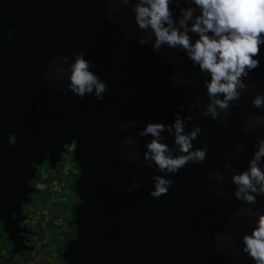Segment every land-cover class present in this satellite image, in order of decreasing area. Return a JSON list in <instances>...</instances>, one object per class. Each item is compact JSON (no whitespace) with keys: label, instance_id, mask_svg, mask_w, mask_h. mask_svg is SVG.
<instances>
[{"label":"water","instance_id":"1","mask_svg":"<svg viewBox=\"0 0 264 264\" xmlns=\"http://www.w3.org/2000/svg\"><path fill=\"white\" fill-rule=\"evenodd\" d=\"M105 4L106 0L0 3V166L6 168L0 172V213L8 218L20 214L21 205L30 203L29 196L35 193L29 185L38 168L49 164L54 169L67 155L66 148L75 145L77 237L62 254L64 264H251L246 258L231 261L216 251L213 234L223 230L240 202L232 195L230 177L220 185L226 193L220 198L215 190L209 192L211 182L205 173L223 168L236 140L245 151L233 164L247 167L255 135L245 136L242 122L264 113L253 109L245 95L223 132L210 118H194L192 123L203 129L194 144L210 145L206 160L189 163L174 175L167 195L151 197L152 170L130 163L121 141L132 135L140 141L142 153L150 137L136 133L145 122L156 118L172 123L180 97L185 96L186 108L193 97L183 88L169 87L177 69L150 46L124 42L119 22H109ZM81 51L96 62V71L109 84L102 102L65 94L63 89L53 91L44 79L57 53L74 56ZM182 69L185 76L193 71L186 57ZM250 80L257 90H264V61ZM197 94L206 99L202 86ZM124 121H135L136 127L118 131ZM11 136L14 146L9 143ZM167 142L171 144L172 137ZM134 175L141 178V186L129 192ZM0 221L6 222L1 215ZM242 230L233 227L237 241Z\"/></svg>","mask_w":264,"mask_h":264},{"label":"clouds","instance_id":"2","mask_svg":"<svg viewBox=\"0 0 264 264\" xmlns=\"http://www.w3.org/2000/svg\"><path fill=\"white\" fill-rule=\"evenodd\" d=\"M105 11L110 23L119 22L125 43L135 40L140 46H150L154 54L177 69L168 82L171 89L183 88L193 97L187 108L185 96L180 97L182 102L177 105L172 123L156 118L145 122L136 133L150 137L142 153L140 141L132 135L121 141V151L130 163L152 170L149 195L159 199L169 193L174 184L172 177L181 169L189 163L202 164L207 158L210 145L194 144L203 132L199 124L192 123L194 118H210L223 132L227 118L245 95L253 109L264 113V90H257L250 80V74L264 61V0H106ZM184 57L193 69L187 76L182 69ZM96 69V62L87 59L83 51L74 56L57 53L49 61L44 79L53 91L63 89L65 94L71 92L80 99L92 96L102 102L109 84ZM201 86L206 99L197 94ZM185 111L190 114L182 115ZM135 127V121H124L118 131L130 132ZM242 131L245 136L255 135L247 167L238 169L233 164L245 151L236 140L223 168L205 173L211 182L209 192L215 190L220 198L226 196L220 185L230 177L232 195L240 202L213 239L216 251L231 261L246 258L251 264H264V203H258L264 200V115L247 116ZM168 137H172L171 144ZM0 171L6 168L0 166ZM140 179L133 176L129 192L140 188ZM234 226L243 228L238 241L232 235Z\"/></svg>","mask_w":264,"mask_h":264},{"label":"rangeland","instance_id":"3","mask_svg":"<svg viewBox=\"0 0 264 264\" xmlns=\"http://www.w3.org/2000/svg\"><path fill=\"white\" fill-rule=\"evenodd\" d=\"M74 171L67 156L56 172L46 169L36 176L33 184L37 194L25 209L29 230L35 234L31 242L33 252L23 258H8L0 249V264H52L49 252L74 238V233L68 230V208L76 199L67 194Z\"/></svg>","mask_w":264,"mask_h":264},{"label":"flooded vegetation","instance_id":"4","mask_svg":"<svg viewBox=\"0 0 264 264\" xmlns=\"http://www.w3.org/2000/svg\"><path fill=\"white\" fill-rule=\"evenodd\" d=\"M9 143L11 146H14L15 137L11 136L9 138ZM70 148L73 149L72 152H69L70 150H68V147H67L66 148L67 155L61 157L60 163L63 161L64 157L68 156L71 160L72 166L75 168V171L73 173V176H74L76 174L77 175L79 174L78 168L75 165H73V163H72V155H73V152L75 150V145H72ZM59 164L56 165V167L54 169H51L49 164H45V165L41 166L40 168H38V171H37L34 179L36 178V176L40 172L45 171L46 169L50 170L53 173L56 172V168L59 166ZM0 172L3 173L4 171H0ZM44 176H46V175H44ZM34 179L31 181L29 186L34 189L35 193L33 195L29 196L30 203L21 205L20 214L15 215L13 213V214H10L9 218H8V214L0 213L2 219L4 221H6V222L0 221V249L3 251V253L8 258H23L29 254H32V252H33L31 242H32V239H34L35 234L29 230L28 216L25 213V209L28 206H30L33 197L37 194V190L34 188V184H33ZM71 181L73 184V182H74L73 177L71 178ZM75 199L76 200L74 201V204L72 206L74 209H76V206L78 205V198H77L76 194H75ZM74 220H75V217H74ZM74 220H73V224H74ZM7 230H9L10 232ZM68 230H69V228H68ZM70 232H72V231H70ZM63 245H65V243H63L62 246ZM61 249H62L61 247L58 250H57V248H54V249H52V251L56 254L55 256H58V254H59L58 251H60ZM49 254H50V252H49ZM49 257L52 261V264H64L63 261L59 262V260L57 258H53V257H51V255H49Z\"/></svg>","mask_w":264,"mask_h":264},{"label":"trees","instance_id":"5","mask_svg":"<svg viewBox=\"0 0 264 264\" xmlns=\"http://www.w3.org/2000/svg\"><path fill=\"white\" fill-rule=\"evenodd\" d=\"M72 163H73V160H72ZM73 165H75V164L73 163ZM77 176H78L77 174L73 176V181L74 182H73L72 186L70 187V189L68 190V193H67L68 195H70V196H72L74 198H75V192H74L75 191V183H76V180H77ZM68 216H69V219H70L69 222H68V228H69V231H72L74 233V238H72V239L68 238V240L65 243V245H63L61 247L62 249L60 251H58L59 252L58 256H55L56 254L52 250L50 251V254H49L53 258H57L59 260V262L63 261V258H62L63 252L72 244V242L77 237L76 231L74 229V224H73V220H74V217H75V209L73 207L68 208Z\"/></svg>","mask_w":264,"mask_h":264},{"label":"built area","instance_id":"6","mask_svg":"<svg viewBox=\"0 0 264 264\" xmlns=\"http://www.w3.org/2000/svg\"><path fill=\"white\" fill-rule=\"evenodd\" d=\"M69 150L72 152L73 149L69 147Z\"/></svg>","mask_w":264,"mask_h":264}]
</instances>
